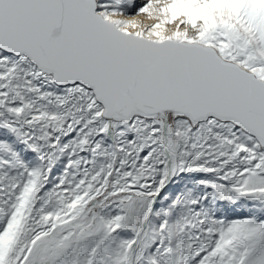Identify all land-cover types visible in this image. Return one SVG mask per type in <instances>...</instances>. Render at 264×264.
Instances as JSON below:
<instances>
[{"label": "snow or ice", "instance_id": "obj_1", "mask_svg": "<svg viewBox=\"0 0 264 264\" xmlns=\"http://www.w3.org/2000/svg\"><path fill=\"white\" fill-rule=\"evenodd\" d=\"M0 264H264V0H0Z\"/></svg>", "mask_w": 264, "mask_h": 264}, {"label": "rangeland", "instance_id": "obj_2", "mask_svg": "<svg viewBox=\"0 0 264 264\" xmlns=\"http://www.w3.org/2000/svg\"><path fill=\"white\" fill-rule=\"evenodd\" d=\"M240 211H241V210H239V209L237 210V212H240ZM245 211H246V209H245Z\"/></svg>", "mask_w": 264, "mask_h": 264}]
</instances>
